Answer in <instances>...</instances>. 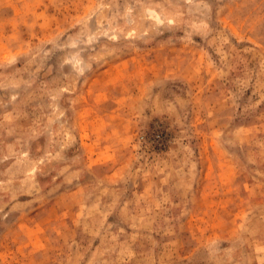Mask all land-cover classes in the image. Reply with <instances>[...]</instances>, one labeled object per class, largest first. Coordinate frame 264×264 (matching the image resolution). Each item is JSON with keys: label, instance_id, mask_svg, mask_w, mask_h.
<instances>
[{"label": "rangeland", "instance_id": "rangeland-1", "mask_svg": "<svg viewBox=\"0 0 264 264\" xmlns=\"http://www.w3.org/2000/svg\"><path fill=\"white\" fill-rule=\"evenodd\" d=\"M0 264H264V0H0Z\"/></svg>", "mask_w": 264, "mask_h": 264}]
</instances>
